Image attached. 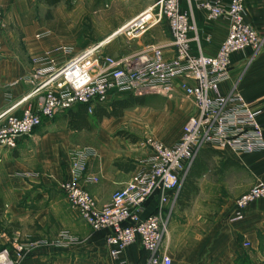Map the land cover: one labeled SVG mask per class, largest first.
Wrapping results in <instances>:
<instances>
[{"label":"crops","instance_id":"crops-1","mask_svg":"<svg viewBox=\"0 0 264 264\" xmlns=\"http://www.w3.org/2000/svg\"><path fill=\"white\" fill-rule=\"evenodd\" d=\"M21 1L0 0L4 12V27L0 30V115L8 112L20 116L23 109L33 104L32 99H25L31 89L23 79L33 69L34 56L50 51L61 61L86 48L55 41L49 28L23 20ZM153 1L143 2L144 8ZM198 1L190 3L198 33V41L190 43L191 50L194 54L200 51L204 56H215L228 34L229 18L223 15L207 20L205 11L197 7ZM181 6L186 9L187 1L181 0ZM139 13H130L128 21ZM244 20L264 36V0H244ZM144 34V43L126 54L157 44L166 47V57L173 56L165 20ZM61 47H69L71 54H61ZM230 59V78L220 86V92L225 94L235 87L251 102L264 130V41L257 51L246 48L233 53ZM176 93L184 97L180 90ZM77 108L44 120L30 136L19 140L14 150L0 149V248L7 245L8 234L13 231L21 238L40 242L68 230L78 237L77 243L35 245L29 257L51 264H147V254L139 240L118 259H112L104 240L106 232L93 231L85 224L59 188L68 168L69 152L80 147L92 148L96 156L88 161L86 179L81 185L98 206H103L136 172L147 154L139 141H130L105 129L90 128L88 112L85 125L71 126V113ZM193 113L192 105L189 115ZM181 127L177 139L166 145L172 146L178 141ZM189 174L190 179L184 182L177 201L169 202L164 209L168 224L161 249L169 254L172 264H236L240 257H247L250 262L264 258V199L247 206L242 221L228 222L235 199L254 184H264V152L235 153L204 148ZM154 209L155 200L151 199L142 215ZM243 242H249L250 247L244 248Z\"/></svg>","mask_w":264,"mask_h":264},{"label":"built area","instance_id":"built-area-1","mask_svg":"<svg viewBox=\"0 0 264 264\" xmlns=\"http://www.w3.org/2000/svg\"><path fill=\"white\" fill-rule=\"evenodd\" d=\"M183 9L181 0H154L133 18L125 33L134 38L165 20L171 35L173 56L166 57V47L150 44L137 53L111 55L103 51L105 43L88 46L68 58L58 60L53 52L32 58L33 69L23 82L30 87L25 99H32L20 116L5 112L0 115V149L14 150L19 140L30 136L44 120L78 105L92 113L96 105L108 101L112 94L134 97H171L180 90L192 102L195 113L181 127L176 143L168 146L147 138L148 153L139 162L136 172L110 200L98 206L95 198L81 185L85 180L88 161L96 156L88 147L73 149L68 154V168L59 188L70 207L93 231H105L109 256L116 260L131 244L139 240L147 254V264H172L168 253L161 249L167 232L168 217L164 209L175 203L200 151L209 148L235 153L264 152V130L251 102L233 87L227 93L220 86L230 78L231 55L252 48L257 51L264 36L244 20V0H199L197 7L207 20L223 15L229 18V30L215 56L194 54L190 43L198 41L192 19L191 0ZM4 12L0 7V30ZM193 33V38L190 34ZM116 36V35H115ZM58 50H55L57 52ZM61 54H71L61 47ZM155 200V209L142 215L146 203ZM264 199V184H254L234 201L229 223L244 219V210L251 203ZM78 237L62 230L56 241L19 243L7 239L0 248V264H21L35 245L69 246ZM249 248V242H243Z\"/></svg>","mask_w":264,"mask_h":264},{"label":"rangeland","instance_id":"rangeland-1","mask_svg":"<svg viewBox=\"0 0 264 264\" xmlns=\"http://www.w3.org/2000/svg\"><path fill=\"white\" fill-rule=\"evenodd\" d=\"M143 2L147 4L149 0H63L50 7L43 0H22L19 8L24 12L21 17L23 20L35 22L41 28H49L55 41L84 48L98 44L113 34L130 19V13L144 10ZM144 40L145 34L134 38L125 33L117 34L102 49L108 54L124 55L136 51ZM1 49L0 46V53ZM126 96L116 93L105 103L96 105L92 113H88L89 126L108 130L114 135H123L130 141H139L147 153V138L165 144L176 140L180 127L192 111L190 99L174 93L169 98L140 97L141 104L129 106L119 116L98 118L99 110L111 112V103ZM58 234L51 241H56ZM8 235L9 238H17L22 244L28 240L34 242L29 237L21 238L17 231ZM252 263L264 264V258H258Z\"/></svg>","mask_w":264,"mask_h":264},{"label":"trees","instance_id":"trees-1","mask_svg":"<svg viewBox=\"0 0 264 264\" xmlns=\"http://www.w3.org/2000/svg\"><path fill=\"white\" fill-rule=\"evenodd\" d=\"M62 0H45V2L48 5H55L58 2H60ZM141 104L142 100L139 97H134L132 95H127L125 98L122 99H118V100H114L111 103V112H106L105 110H99L98 113V118L103 117V116H119L120 113L128 108L129 106L133 105V104ZM86 114H87V108L84 105H78L77 111L71 113V118H70V124L73 127H81L83 125H85L86 123ZM190 174L186 177L185 182L188 183V180L190 179ZM191 182H189L190 184ZM21 264H51V263H45V262H40L37 259H33L31 257H29V255L22 261ZM236 264H253L252 262H250L249 260H246V257L242 258H238L236 260Z\"/></svg>","mask_w":264,"mask_h":264},{"label":"bare ground","instance_id":"bare-ground-1","mask_svg":"<svg viewBox=\"0 0 264 264\" xmlns=\"http://www.w3.org/2000/svg\"><path fill=\"white\" fill-rule=\"evenodd\" d=\"M135 18V17H134ZM132 20V19H131ZM130 20V21H131ZM126 22L124 25H122L121 27H119V29H117L113 34H111L110 36H108L109 38L110 37H114L115 35H117L120 31H123V30H126V27L128 26V23L130 22ZM106 40V39H105ZM105 40H103L101 43H105Z\"/></svg>","mask_w":264,"mask_h":264}]
</instances>
